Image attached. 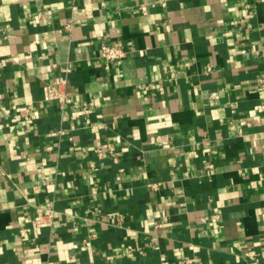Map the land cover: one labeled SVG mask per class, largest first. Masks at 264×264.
<instances>
[{
	"label": "crops",
	"instance_id": "crops-1",
	"mask_svg": "<svg viewBox=\"0 0 264 264\" xmlns=\"http://www.w3.org/2000/svg\"><path fill=\"white\" fill-rule=\"evenodd\" d=\"M263 104L264 0H0V264H264Z\"/></svg>",
	"mask_w": 264,
	"mask_h": 264
},
{
	"label": "built area",
	"instance_id": "built-area-1",
	"mask_svg": "<svg viewBox=\"0 0 264 264\" xmlns=\"http://www.w3.org/2000/svg\"><path fill=\"white\" fill-rule=\"evenodd\" d=\"M142 12L146 11L145 6H140ZM125 55V51L117 45H113L107 42H103L99 46V57L106 62H115L120 60ZM53 67L60 71L54 80L43 86V99L56 102L60 113L63 114L65 108L68 106L77 110L82 117H87L92 112L93 106L90 104H77V102L68 94L66 86L68 81V75L71 72L70 67L67 64H53ZM264 108V104L262 105ZM24 114L29 113V110H24ZM61 132V130L59 131ZM50 148V146H48ZM93 152L97 158H102L105 154L103 148L96 146ZM107 152L113 156V160L117 161L116 151L108 144ZM206 168L211 170L213 168L212 163L206 164ZM210 217L216 218V215ZM208 216H203L200 221L206 222ZM54 222V212L52 207L38 205L35 207V212L31 221V229H38L42 227H51ZM27 231V228L21 227L20 234L23 235ZM95 237V233H90L82 240L83 245L91 246V238Z\"/></svg>",
	"mask_w": 264,
	"mask_h": 264
}]
</instances>
